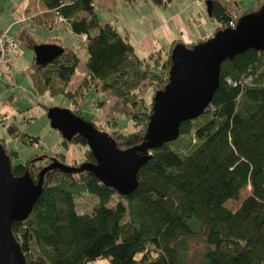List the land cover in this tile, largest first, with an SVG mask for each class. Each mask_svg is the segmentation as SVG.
<instances>
[{
    "label": "trees",
    "instance_id": "trees-1",
    "mask_svg": "<svg viewBox=\"0 0 264 264\" xmlns=\"http://www.w3.org/2000/svg\"><path fill=\"white\" fill-rule=\"evenodd\" d=\"M91 1H33L40 7L27 10L30 18L57 13L73 33H84L78 36L84 56L66 48L48 62L33 63L28 74L35 88L65 94L63 85L79 66L86 84L99 82L127 105V116L140 128L114 139L130 145L140 139L150 110L134 89L141 80L151 88L165 82L168 51L177 39L139 56L110 22L97 20ZM208 3L215 29L235 19L219 0ZM4 127L14 133L16 126L7 121ZM19 139L30 143L37 136ZM66 142L60 137L61 145ZM69 142L85 144L78 134ZM25 166L10 168L19 174ZM136 179L131 191L108 204L114 190L89 171L49 170L29 213L10 223L25 264H85L97 257L106 264H184L182 237L188 235L204 242L192 264H264V51L248 47L223 59L205 111L182 119L175 138L152 147ZM246 184L249 191L238 205L226 207L224 200L236 198ZM79 190L96 197L89 212L75 210Z\"/></svg>",
    "mask_w": 264,
    "mask_h": 264
},
{
    "label": "rangeland",
    "instance_id": "rangeland-1",
    "mask_svg": "<svg viewBox=\"0 0 264 264\" xmlns=\"http://www.w3.org/2000/svg\"><path fill=\"white\" fill-rule=\"evenodd\" d=\"M33 1L35 0H0V29H6L17 39L16 55L12 58L8 69L0 72V112L4 116L0 119V142L9 155L10 163L25 162V167L32 176L48 161L50 155L68 164L89 160L86 157L88 154L86 144L69 141L64 145L60 144L58 132L49 127L45 117V109L49 105L67 106L81 117L90 120L96 127L107 131L113 138L117 132L127 133L140 128L139 124H134L127 116V105H123L117 95L107 89H101L99 82L86 84L79 66L63 85L65 94L57 92L51 94L47 90L33 86L28 74L33 66V43L49 42L50 38L62 46L77 43V54L84 56L78 42L80 36L64 29L54 15L50 26L42 24L41 20L37 23L32 17L29 18L27 10L40 7L39 3L35 5ZM219 1L233 17L263 2V0ZM93 2L97 20L109 21L120 34L126 35L127 40L133 45L134 52L139 56L150 50L145 49L138 41L144 34L153 37L152 45L157 48L165 37L173 36L179 38L177 39L179 41L183 40L185 32L191 36L196 34L193 42L202 39L211 34L217 25V21L206 14L204 0H200V4L189 0H170L164 6L151 0H93ZM184 6L193 9V14L189 15L187 11L176 16V10ZM180 26L188 27L185 29ZM166 46L164 45V50ZM148 59L151 60V57ZM162 76L166 78V72ZM155 88H151L146 81L141 80L134 89L133 95L141 97L150 105ZM7 121H12L16 126L13 127L14 133H9L5 129ZM24 133L36 135L37 141L29 140V143L28 140L19 139V135ZM248 191L249 186L246 184L239 189L236 198H227L223 204L231 210L234 209ZM117 195L115 191L111 193L107 203L116 201ZM95 201L96 197L85 190H79L73 195L77 212H89ZM182 238L180 257L184 264H192L204 248L203 238L201 235H188ZM85 264H106V259L97 257L86 261Z\"/></svg>",
    "mask_w": 264,
    "mask_h": 264
},
{
    "label": "water",
    "instance_id": "water-1",
    "mask_svg": "<svg viewBox=\"0 0 264 264\" xmlns=\"http://www.w3.org/2000/svg\"><path fill=\"white\" fill-rule=\"evenodd\" d=\"M204 7L208 15V0H204ZM248 47L264 51V1L238 14L233 25L218 27L189 45L174 41L168 51L166 80L153 90L140 139L130 145L119 146L107 131L67 106H47L45 117L49 127L66 141L80 135L91 160L68 164L50 155L34 176L26 167L13 174L9 155L0 142V264H25L10 223L29 213L49 170H86L115 193H128L135 187L136 169L149 157L150 149L175 138L182 119L205 111L218 83L220 62ZM62 51V46L55 42L33 43V63L48 62Z\"/></svg>",
    "mask_w": 264,
    "mask_h": 264
},
{
    "label": "crops",
    "instance_id": "crops-1",
    "mask_svg": "<svg viewBox=\"0 0 264 264\" xmlns=\"http://www.w3.org/2000/svg\"><path fill=\"white\" fill-rule=\"evenodd\" d=\"M109 1H112V0H109ZM170 0H167L166 1V3L165 4H158V3H156V4H158V5H166L168 2H169ZM92 2V4L94 5L95 3L93 2V0L91 1ZM204 9H205V7H204ZM193 10V9H192ZM192 10H190V7L189 6H184V8H179V9H177L176 10V16H178V14L179 13H181V12H183V13H187V11H188V14L189 15H192L193 14V11ZM206 12V11H205ZM198 14V13H197ZM207 14V13H206ZM29 16V15H28ZM54 16H55V14H54ZM30 18V17H29ZM53 15L51 16V17H48V16H44V19L42 18V24H45V25H47V26H50V25H52V23H53ZM55 18H56V16H55ZM35 20V21H34ZM33 21L34 22H37V23H39V21L37 20V19H34ZM37 20V21H36ZM56 20L58 21V22H60L61 24V26L64 28V29H68L72 34H75L76 36H80V38L82 39V37H84V33H79V34H77V33H73L70 29H69V27H68V25H67V23H65V22H63V20H58L57 18H56ZM109 22V21H108ZM62 23H64V24H62ZM180 27H184L185 29H187V27L188 26H180ZM121 36H123V37H125V39L127 40V36L126 35H123V34H121ZM193 37H196V34L194 35V36H191V35H189V34H187L186 32H185V38H183V40H180V41H183V42H185V43H188V42H192L195 38H193ZM171 39H179V38H175V37H173V36H171L170 38H163V40L160 42L161 44H159V47H157V48H161V49H163L164 48V45H167V43L171 40ZM138 41H139V43L140 44H142L143 45V47L146 49V48H148V49H150L149 51H152V50H154V49H157V48H155L154 47V44L152 45V43L154 42V39H153V37H150V36H148V35H142L139 39H138ZM49 42H55V43H57V41L56 40H52L51 38H50V40H49ZM77 44V43H76ZM76 44L74 43V44H70V45H64V46H62V48H63V50L64 49H66V48H71V49H73L74 51H77L76 50ZM80 46H81V44H80ZM81 51L83 50V48H82V46H81ZM84 52V51H83ZM146 52H148V51H146ZM1 113V112H0ZM1 114H3V113H1ZM6 115V114H5Z\"/></svg>",
    "mask_w": 264,
    "mask_h": 264
},
{
    "label": "built area",
    "instance_id": "built-area-1",
    "mask_svg": "<svg viewBox=\"0 0 264 264\" xmlns=\"http://www.w3.org/2000/svg\"><path fill=\"white\" fill-rule=\"evenodd\" d=\"M195 4H200V0H189ZM55 16L58 20L63 17L57 13ZM234 19H229L227 25H233ZM17 39L13 37L6 29H0V72L8 69L12 58L16 55ZM3 115L0 113V119Z\"/></svg>",
    "mask_w": 264,
    "mask_h": 264
},
{
    "label": "bare ground",
    "instance_id": "bare-ground-1",
    "mask_svg": "<svg viewBox=\"0 0 264 264\" xmlns=\"http://www.w3.org/2000/svg\"><path fill=\"white\" fill-rule=\"evenodd\" d=\"M204 4V3H203ZM202 5V4H201ZM83 38V37H82Z\"/></svg>",
    "mask_w": 264,
    "mask_h": 264
}]
</instances>
